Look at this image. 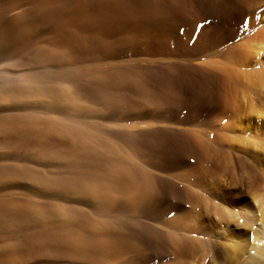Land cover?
<instances>
[{"label": "rangeland", "instance_id": "obj_1", "mask_svg": "<svg viewBox=\"0 0 264 264\" xmlns=\"http://www.w3.org/2000/svg\"><path fill=\"white\" fill-rule=\"evenodd\" d=\"M35 6H42V2L0 0V30L19 40L14 58L0 62V65H9L8 68L0 66V100L38 98L60 110L7 105L10 111L0 112V146L6 145L13 152L22 150L33 156H59L85 163V175L93 178L96 188L113 201L117 210L100 211L87 203L54 200L25 187L6 188L0 192V225H7V243L21 246V252L8 260L0 258V264H46L69 256L76 257L72 264H138L140 253L146 252L151 245L131 237L118 239L116 235L121 230V222L128 224L122 226V230L129 233L137 221L150 224L168 236V254L157 264H188L186 257L193 256L194 251L199 256L198 264H214L209 250L213 255L216 253L214 256L218 255L217 260L221 261L223 246L233 243L219 236L214 228L217 214L212 205L218 207L219 202L210 195L206 186L230 182L235 191L247 193L246 196L235 195L233 202L238 204L248 200L253 187L264 184V162L261 161L264 152L255 157L250 149L243 148L241 142L224 136L242 137L229 123L233 110L229 94H238L237 102L243 105L250 102V97L241 96L244 91L242 78L229 79L225 71L221 73L216 68V64L233 66L236 58L224 50L231 44L241 45L249 41L260 28L264 29V18L252 29H249L250 22L243 31L237 26L232 27L228 34H221L222 38L210 35L208 19L191 17L177 23L161 24L151 36L165 28L170 41L168 45L155 44L153 47L149 44L151 37L141 39L140 43L123 46L120 54L113 59L102 57L98 50L109 38L93 33L86 43L95 50V55L80 65L75 60L81 57L63 51L66 46L64 25L33 40V33L42 31L51 18L32 27H26V20L22 18L10 20L16 12ZM179 28L184 30L180 32ZM38 50L51 59L45 63L35 61L32 53ZM29 51L31 55L27 53ZM260 67L264 69V64ZM48 68L52 71L50 74L45 73ZM245 69L252 70L253 66H246ZM34 73H38L39 78L35 76L33 79L31 76ZM218 75L228 78L225 84ZM218 83H222L221 87ZM225 85L230 90L223 88ZM77 106H88L95 110V114L79 117L63 111ZM114 107L131 111H166L164 114L168 120L164 118L166 123L164 119L128 121L98 118L100 113L110 114ZM121 114L131 112L122 111ZM183 121L185 123L182 124ZM137 124H148L150 127L140 129ZM165 130L182 131L197 146V150L193 155L184 156L178 165L172 164L162 155L166 146L175 144V139ZM134 135L135 138L138 136L137 140ZM157 153L159 157L154 163ZM6 163L29 170V179L37 178L36 174L41 172L51 175L48 168L30 160ZM118 173L126 176L121 183L113 178ZM169 185L182 192L176 204L171 205L170 212L165 208L154 210L148 207L142 212L136 211L138 204L168 192ZM210 212L213 213L211 218L207 215ZM127 218L132 224L127 222ZM74 238L114 241L121 248L114 255L109 253L104 257L91 258L40 247L41 242Z\"/></svg>", "mask_w": 264, "mask_h": 264}, {"label": "snow or ice", "instance_id": "obj_2", "mask_svg": "<svg viewBox=\"0 0 264 264\" xmlns=\"http://www.w3.org/2000/svg\"><path fill=\"white\" fill-rule=\"evenodd\" d=\"M43 5L51 12L50 23L43 26L42 31L33 33L31 39L35 40L44 32H52L60 25H64V36L66 46L64 52L82 59L75 60V63L83 65L88 58L95 55V50L87 46V41L93 33H100L109 39L98 50L104 58H116L123 46L138 43L141 39L147 40L161 24H171L179 20H186L195 16L196 10L205 11L208 8H215L218 11H232L238 13V30L243 31L249 26L248 17L257 18V10L264 5V0H41ZM194 23H196L194 21ZM184 29L179 28L182 32ZM19 40L9 36L0 30V61L11 60L17 54ZM8 68L9 65H0ZM9 104H18L27 107H38L45 110H60L49 105L38 98L29 100H0V112L10 111ZM66 114L71 116L84 117L88 113L95 114V110L88 106H77L74 109H64ZM122 111H130L131 114L122 115ZM99 119L139 121L149 119L166 118L163 111L150 109L148 111L122 110L114 107L110 114L100 113ZM258 119L264 122V113ZM7 118H5L6 122ZM137 128L150 127L148 124H137ZM264 152V149H261ZM30 160L32 163H41L42 167L48 168L51 172L37 173V178L28 177L29 170L18 166H11L7 161ZM264 162V156L261 157ZM87 165L59 156H33L26 152L11 151L6 145L0 146V192L9 187H25L29 191L38 192L54 200H69L76 203H87L100 211H116L108 196L98 190L93 178L86 176L83 169ZM21 181V183H16ZM206 190L219 202V206L212 205L220 211L224 220H231L234 213L233 208L245 207L233 202L237 194L247 195L242 191L237 192L230 182H217L206 186ZM255 201L248 198V205L251 207ZM204 215V213H201ZM209 218L213 213H207ZM221 216L215 217L221 220ZM241 224L243 221L240 222ZM222 226H226L223 225ZM235 227V225H233ZM8 227L0 225V258L8 260L10 257L19 255L21 246H13L7 243ZM76 246L93 247L90 242L78 241H56L50 240L40 243V247H48L53 250L57 248H72ZM39 250V249H36ZM167 252L157 249H148L140 253L138 264H157ZM76 257H63L59 262L49 261L46 264H72Z\"/></svg>", "mask_w": 264, "mask_h": 264}, {"label": "bare ground", "instance_id": "obj_3", "mask_svg": "<svg viewBox=\"0 0 264 264\" xmlns=\"http://www.w3.org/2000/svg\"><path fill=\"white\" fill-rule=\"evenodd\" d=\"M40 2H41V0H40ZM39 4H41V3H39ZM192 17H197L199 20L200 19H208L210 21V23H209L210 25L207 27H210L209 28L210 29V35L215 36V37L219 36V35L221 37V34H222V36H223V34H228L230 31L229 32H227V31L229 29H231L232 27H236L237 26V20L239 19L238 13H235L232 11L221 12V11L216 10L215 8H208L205 11H201V10L198 11V9H197L195 16H192ZM262 17L264 18V5H262L261 9L257 10V18L248 17V20L250 22L249 29H252L253 26L255 24H257ZM20 18L26 20V23L24 24L26 27H30V26L32 27V26H35L36 24L42 22V20L50 19L51 18V12L42 3V6H37V7L35 6V8H32L30 10H22L20 12H16L10 18V20L13 21V20L20 19ZM189 19H191V17ZM179 21H176V23ZM21 25H23V24H21ZM189 26H187V27H189ZM60 27H62V26H60ZM25 30H27V28ZM199 33H200V31H199ZM181 36H186V35L181 34ZM204 36H205V34H204ZM206 36H208V35H206ZM224 36H226V35H224ZM167 37H168V31L164 28V29H162V31H159V32H157V34H154L153 36H151L149 44H151V46H153V47L155 46V44L165 45L164 43H166L168 45L170 41L168 40ZM225 38L223 40H225ZM185 39H186V37H185ZM190 39H192V38H189V40ZM182 40H184V39H182ZM209 40H211V39H209ZM211 41H208V42H210L209 44H212ZM177 42L179 44H181V42H179V40ZM174 46H176V45H174ZM226 48L227 49L224 50V52H226L227 54L232 55L233 57L236 58L234 60V64L231 67L216 64V68L218 70H221V73H222V71H225V74H227V76L231 80L242 78L244 81L243 82L244 91L241 92V93H243L241 96H242V98L249 96L250 102L245 104V105L238 104V102H237V99L239 98L238 94L234 95V93H233V95H232L231 93L229 94V92H228L229 96L231 95L230 99H231V102L233 103V106H232L233 110L231 111L232 113L229 116V118H230L229 123L232 124L233 129H235L236 131L238 130V132H240L238 134L241 135L242 137L239 139L233 135H224V136L229 138V139H233V140H237V141L241 142L242 145H244L243 148L245 150L250 149V152L253 155H255V157L256 156L259 157V156H261V153H263L261 151V149H264V122H261V120L258 119L260 114L264 113V69H262L260 67L262 64H264V29L260 28V30H258L256 33H254L253 37L249 41L244 42L241 45H232L231 44L229 47H226ZM27 53L30 54V51ZM32 58L35 61L38 60L39 62L40 61L44 62V61H48L51 59L48 54H46L45 52H43L41 50L40 51L38 50V51L32 53ZM2 62H4V61H2ZM190 62H192V61H190ZM187 63H189V62H187ZM250 65L253 66V69L249 70V71L246 70L245 67L250 66ZM203 69L204 68H202V70ZM51 72H52L51 69L48 68V69H46L45 73L50 74ZM214 74H216V73H214ZM225 74H223V75H225ZM35 76L38 77L39 74L37 73V75H36V73H34L31 77H34L33 79H35L36 78ZM218 77H219V79H221L222 83H224L225 80L228 79V78H225V76L223 77V76L218 75ZM213 79H214V77H213ZM222 83H221V85H222ZM229 83H230V80H229ZM221 85H220V87H221ZM224 87H228V89L230 90L229 86L225 85V86H223V88ZM5 94H6V92H5ZM242 100L244 102V99H242ZM208 101H211V100L209 99ZM212 103H213V101H212ZM214 104L216 105V103H214ZM196 108H198V107H196ZM213 109H216V108H213ZM194 110L196 111V109H194ZM200 110H202V109H200ZM184 111H183V113H185ZM211 111H213V110H211ZM164 112L166 113V111H164ZM176 112H177V110H176ZM194 112L192 115H194ZM178 113H179V111H178ZM187 113H189V112H187ZM167 117H168V115H167ZM170 117H169V119H171ZM166 119H164V120L167 123L168 119L167 120ZM186 119H188V118H186ZM172 121H174V120H172ZM175 122H178V121H175ZM161 123L163 124L164 121H162ZM183 123H185V122L183 121L182 124ZM176 126H177V124H176ZM1 128H3V127H1ZM13 128H14V126H13ZM228 128H230V127H228ZM152 130H153V128H152ZM3 131H4V129H3ZM18 131H19V129H17V132ZM165 133H169L172 136V138L175 139V144H174V146L173 145L166 146L165 149H163V151H162L163 153L161 151L160 152L172 164L178 165V163L181 162V159H183L184 156L193 155L195 150H197V146H195L193 141L191 142V140L188 139L182 131H176V130L173 131L172 130L171 132H169V131L165 130ZM16 136H17V133H16ZM134 138H135V135H134ZM136 138H138L137 135H136ZM11 141L9 140V142H11ZM134 143H135V141H134ZM160 146H163V145H160ZM241 149H242V146H241ZM156 152H159V151H156ZM158 155L159 154L157 153V158L155 156L154 159H156V160H154L155 161L154 163L157 162V159L159 157ZM161 165L163 167V164H161ZM160 168H161V166H160ZM162 169L163 168H161V170ZM125 170H124V172H125ZM124 177H126L125 174L122 176L121 173L113 175L114 180H116V182L118 181L120 183L123 181V179H125ZM125 181L126 180H124V182H123L124 184L126 183ZM124 187H125V185H124ZM130 187H132V186H130ZM181 194H182V192H181V190H179V188H177L174 185H169V191L168 192H165V193L163 192L161 195H159V196H157V197H155L149 201H146L145 203L138 204V206H137L138 209L136 208L137 209L136 211L138 212V210H139L140 212H142L146 207H148V208H152L154 210H157V209L159 210V208H165V209H167L168 212H170L169 209L171 208V205L176 204L177 197L179 198V195H181ZM249 197L253 201H255V203L251 207H246L248 205V200L239 202L238 205H242L245 207L230 209V211L232 213H234L231 220L225 221L224 218L221 216L220 211H217L215 209L217 216H221V220H216V224H215L216 226L214 227L215 230L217 231V234L221 237H225V239L227 241H232L233 244L232 245L228 244V245L223 246L222 253H221V258H222L221 261L217 260L218 255L214 256L216 253L213 255V252L211 250L208 251L209 253L211 252V254H212L211 256H212V259L214 261V264H264V184L263 183L258 184L255 187H253V189L251 190V192L249 194ZM180 199H181V197H180ZM130 201H131V199H130ZM135 202H136V199H135ZM121 204L123 205L122 202H121ZM130 204H132V203H130ZM130 207H132V206H130ZM130 207H128L127 209H129ZM120 208H123V207L120 206ZM123 211H125V210H123ZM241 221H243L242 224L240 223ZM127 222L131 223V221H129L128 218H127ZM137 222H136L135 227L134 228L132 227L133 229L132 228H131V230L128 229L129 233L122 230V226L125 227L127 223L121 222L119 224V227L121 228V230L119 229V231H117V234H116L118 239H121V238L125 239L124 237H131V238L137 239L142 244L149 245V246L151 245L150 248H152V246L153 247L156 246L154 248L155 249L157 248V250H160L161 252H164V251L167 252L168 251L167 248L169 246L168 244H170V243L168 242V236L163 231H161L158 228H156L150 224H147L145 222H141V221H137ZM222 224L226 225V226H222ZM233 225H235V227H233ZM126 230H127V228H126ZM110 234H112V232ZM82 238L81 239H79V238L75 239L74 238V239L65 240V241H78V242H86V243L90 242V243H92L93 247L89 248L86 246L85 247L76 246V247H72V248H68V249L57 248L55 250H57L58 252H70L71 254L73 253L75 255H81L83 257L86 256V257L96 258L100 255H101V257H104V255L109 254V253H112V255H114L113 253H116V251H118V249L121 248V247H119L118 243L114 242V241H113L114 243L113 242L109 243L108 241L106 242L105 240L99 241L96 239H82ZM115 238H116V236H115ZM137 240H136V242H137ZM59 241H62V240L60 239ZM110 241H112V240H110ZM167 254H168V252H167ZM198 257L199 256H198L197 252L194 251L193 256L186 257V258H188V261H187L188 264H198V262H197Z\"/></svg>", "mask_w": 264, "mask_h": 264}]
</instances>
